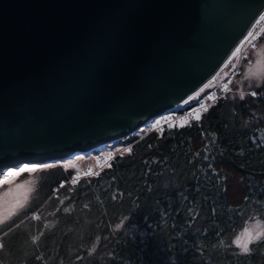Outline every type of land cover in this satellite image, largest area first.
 Listing matches in <instances>:
<instances>
[{
    "label": "water",
    "instance_id": "obj_1",
    "mask_svg": "<svg viewBox=\"0 0 264 264\" xmlns=\"http://www.w3.org/2000/svg\"><path fill=\"white\" fill-rule=\"evenodd\" d=\"M264 0H0V175L137 131L232 56Z\"/></svg>",
    "mask_w": 264,
    "mask_h": 264
},
{
    "label": "trees",
    "instance_id": "obj_2",
    "mask_svg": "<svg viewBox=\"0 0 264 264\" xmlns=\"http://www.w3.org/2000/svg\"><path fill=\"white\" fill-rule=\"evenodd\" d=\"M206 108L190 125L124 137L131 152L111 167L41 170L37 201L0 223V244H23L0 264H264V236L248 254L224 241L242 212L264 224V75L243 99L227 92Z\"/></svg>",
    "mask_w": 264,
    "mask_h": 264
},
{
    "label": "rangeland",
    "instance_id": "obj_3",
    "mask_svg": "<svg viewBox=\"0 0 264 264\" xmlns=\"http://www.w3.org/2000/svg\"><path fill=\"white\" fill-rule=\"evenodd\" d=\"M240 51L237 52L236 49ZM235 49V56H232L227 62L218 70L214 78L207 82L201 89L195 92L194 96L199 93L197 98L208 101L211 98V92L217 89L221 84L229 83V90L227 92L241 96L245 94L247 88L252 83L259 81L264 75V25L252 34L251 38L239 44ZM203 90V91H202ZM134 133L143 134L144 127L142 126ZM123 139V138H122ZM122 139L114 140L105 145L97 147L92 151L76 153L69 158L56 161H48L43 163H23L16 167H10L0 175V181L4 180L5 172L11 170H19L27 165L30 168L36 166V170L32 172H21L19 175L10 176L6 182H0V223L7 219L11 214L19 210L28 202L37 201L40 197L35 193L38 177L41 170L47 168L40 167L42 165H51L55 163L62 164L65 168H71L75 171L77 176L98 170L101 166L102 157L109 153H123L125 149L130 148V144H124ZM121 140V141H120ZM94 172V171H93ZM77 177L73 180L76 181ZM72 182V183H73ZM71 186L60 191L59 196L45 201L43 212H52L58 204L64 201L66 193ZM35 193V194H34ZM49 219V218H48ZM46 219V221L48 220ZM58 218L49 219L47 222L49 226H53ZM240 223L237 230L224 241L234 244L237 237H242V242H247L250 237H255L257 233H264V224L261 218L254 212L241 213L239 219ZM247 229V232H246ZM1 243V240H0ZM23 244L17 236L12 235L5 241V246L1 249V254H20L23 249ZM250 246V244H249Z\"/></svg>",
    "mask_w": 264,
    "mask_h": 264
},
{
    "label": "built area",
    "instance_id": "obj_4",
    "mask_svg": "<svg viewBox=\"0 0 264 264\" xmlns=\"http://www.w3.org/2000/svg\"><path fill=\"white\" fill-rule=\"evenodd\" d=\"M264 16V11L259 16V18L256 20V22L253 24L249 32L246 34L244 39L239 43L241 44L243 41L245 42L247 38L249 37L248 34L251 32L254 34L260 26L264 25V20H261L260 17ZM251 38V36L249 37ZM239 46V45H238ZM229 83L227 84H221L211 92V98L208 101L201 100L200 98H197V95L190 96L186 101L182 102L181 104L175 106L170 111L159 115L155 117L154 119L150 120L148 123H146L144 127V134L150 133V132H156L161 131L164 128H170L169 124L173 125V127H180L181 124L183 125H190L195 120L194 117L196 115V112L194 110H198L199 112L205 109L208 105L215 103L218 101L221 97L225 96L227 91L229 90ZM156 121H160V124L156 127H153V125L156 124ZM187 121V123H185ZM172 128V127H171ZM113 156L111 159L108 158V155L105 157H102L101 160V166L100 168L108 165L111 160L116 156V153H112ZM35 216H39L38 212H35Z\"/></svg>",
    "mask_w": 264,
    "mask_h": 264
},
{
    "label": "snow or ice",
    "instance_id": "obj_5",
    "mask_svg": "<svg viewBox=\"0 0 264 264\" xmlns=\"http://www.w3.org/2000/svg\"><path fill=\"white\" fill-rule=\"evenodd\" d=\"M261 20H264V16H261L260 17ZM248 36H252V33L250 32L248 34ZM237 52L240 51L239 48L236 49ZM233 55L235 56V53H233ZM203 91V90H202ZM252 96H256L257 93L256 92H252L251 93ZM197 96H199V93L197 94ZM244 98V94L241 93V99ZM205 111H207V108L204 109ZM196 112V115L194 117V119L196 121H199L201 119V116H200V113L198 110H194ZM185 123H187V121H185ZM160 124V121H156V124L153 125V127H156L157 125ZM184 125L181 124V127H183ZM169 127H173V125L169 124ZM126 152H131V148H128V149H125ZM113 156L112 153H109L108 154V158L111 159ZM109 167H111V165H108ZM40 167H43V168H47V167H51V165H42ZM36 170V166H33V167H29L27 165L23 166L22 168H20L18 171L17 170H11V171H8V172H5L4 174V180L0 181V182H6L7 178L10 177V176H14V175H19V173L21 172H25V171H28V172H32V171H35ZM63 186V185H62ZM117 227H119V225H117ZM246 232H247V229H246ZM244 234H241V237H237L236 240L234 241V243L240 247L242 249V252L244 254H248L250 252V247H249V244L250 243H260L261 242V237L264 236V233H257L255 237H250L249 240L247 242H242V237H243ZM3 245L0 244V248H2Z\"/></svg>",
    "mask_w": 264,
    "mask_h": 264
}]
</instances>
